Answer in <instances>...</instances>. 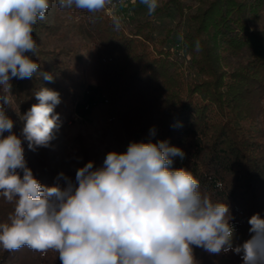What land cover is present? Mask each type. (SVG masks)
I'll return each instance as SVG.
<instances>
[{"label":"trees","instance_id":"1","mask_svg":"<svg viewBox=\"0 0 264 264\" xmlns=\"http://www.w3.org/2000/svg\"><path fill=\"white\" fill-rule=\"evenodd\" d=\"M53 2L33 32V59L53 80H12L6 111L13 131L19 135L18 115L37 103L33 92L40 87L60 94V129L76 119L92 129L104 119L103 131L96 138L79 132L58 161L50 148L32 152L23 142L34 176L64 187L56 180L60 172L75 180L77 168L88 161L100 167L107 153H124L130 142L164 140L185 153L183 160L173 157L172 167L188 169L202 193L227 203L237 242L248 239V219L256 213L264 218V0H158L152 15L133 17L119 31L105 12L93 23L86 10ZM13 211L0 196V223ZM193 253L198 264H243L232 252L193 246ZM0 264L61 261L53 250L42 255L25 246L0 248Z\"/></svg>","mask_w":264,"mask_h":264},{"label":"clouds","instance_id":"2","mask_svg":"<svg viewBox=\"0 0 264 264\" xmlns=\"http://www.w3.org/2000/svg\"><path fill=\"white\" fill-rule=\"evenodd\" d=\"M57 2L61 9L86 10L93 23L95 14L117 7L114 0ZM140 3L149 15L159 7L158 0ZM49 7L50 0H0V196L14 205L0 223V248L14 252L26 246L42 255L53 250L61 264H198L195 246L209 254L232 252L243 264H264V218L253 214L249 238L237 242L228 204L202 193L188 169L172 167L173 157L183 160L185 153L167 141L130 142L124 153H107L100 167L88 161L77 168L75 180L60 172L56 180L64 187L34 176L22 145L32 152L52 146L62 124L55 111L60 94L35 90L37 103L18 115L19 135L6 109L13 79L53 80L33 59L34 26ZM110 19L119 31L122 17L113 11ZM195 49L200 51L199 41Z\"/></svg>","mask_w":264,"mask_h":264},{"label":"rangeland","instance_id":"3","mask_svg":"<svg viewBox=\"0 0 264 264\" xmlns=\"http://www.w3.org/2000/svg\"><path fill=\"white\" fill-rule=\"evenodd\" d=\"M55 5L53 0H50V8L49 9H54ZM48 9V10H49ZM109 11H112V9H108ZM119 10V9H118ZM120 11V15L123 19V26L124 28L128 29L129 25L131 23V19L133 17H141L146 15L147 8L145 5L140 3V0H122V7ZM51 12V10H49ZM105 13H107L105 11ZM162 20V18L160 19ZM163 21L172 24V19L164 17ZM179 47H177L175 50H178ZM104 121V119H102ZM102 121H96L93 124L92 129L89 128L88 126L86 127L85 124H83L79 119H76L74 121L68 122L67 125L60 129L59 132L57 133V138L52 141V146L50 148L49 155L50 157H54L55 160H63L64 158L62 156L67 155L69 151V147L71 146L72 143H74V139L76 135L79 132H85V133H92L95 138L101 136L103 131V127L101 122ZM65 169H68L67 165H64ZM247 240V237H244L243 241Z\"/></svg>","mask_w":264,"mask_h":264},{"label":"built area","instance_id":"4","mask_svg":"<svg viewBox=\"0 0 264 264\" xmlns=\"http://www.w3.org/2000/svg\"><path fill=\"white\" fill-rule=\"evenodd\" d=\"M114 3H116L117 4V7H116V9H112V11H109V10H106V14L110 17V14L114 11L115 12V14H118V15H120V9H119V7H120V5L122 4V0H114ZM119 9V10H118ZM121 16V15H120Z\"/></svg>","mask_w":264,"mask_h":264}]
</instances>
